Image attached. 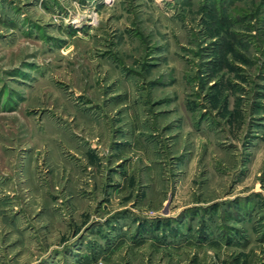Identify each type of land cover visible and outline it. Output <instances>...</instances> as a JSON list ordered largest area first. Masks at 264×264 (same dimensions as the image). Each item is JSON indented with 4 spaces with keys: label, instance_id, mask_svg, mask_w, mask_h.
I'll use <instances>...</instances> for the list:
<instances>
[{
    "label": "rangeland",
    "instance_id": "obj_1",
    "mask_svg": "<svg viewBox=\"0 0 264 264\" xmlns=\"http://www.w3.org/2000/svg\"><path fill=\"white\" fill-rule=\"evenodd\" d=\"M0 264H264V0H0Z\"/></svg>",
    "mask_w": 264,
    "mask_h": 264
}]
</instances>
